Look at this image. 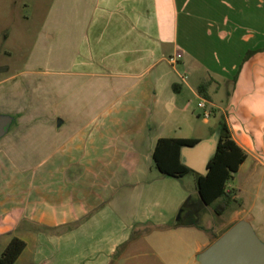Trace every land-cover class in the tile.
I'll return each instance as SVG.
<instances>
[{
	"label": "crops",
	"instance_id": "crops-1",
	"mask_svg": "<svg viewBox=\"0 0 264 264\" xmlns=\"http://www.w3.org/2000/svg\"><path fill=\"white\" fill-rule=\"evenodd\" d=\"M2 2L0 18H21L23 32L38 20L33 50L61 52L55 63L73 89L69 119L54 110L64 121L18 122L36 64L0 78V114L14 119L0 139V236H11L2 251L12 238L25 243L14 264H137L149 229L168 235L202 221L213 211L195 176L161 175L152 154L159 139H208L225 111L246 154L237 173L256 180L252 193L237 173L228 183L236 201L252 200L231 210L228 228L242 213L264 240V0H31L24 12ZM40 109L31 115L44 118ZM204 228L212 241L195 254L219 236Z\"/></svg>",
	"mask_w": 264,
	"mask_h": 264
},
{
	"label": "rangeland",
	"instance_id": "rangeland-1",
	"mask_svg": "<svg viewBox=\"0 0 264 264\" xmlns=\"http://www.w3.org/2000/svg\"><path fill=\"white\" fill-rule=\"evenodd\" d=\"M2 3L12 6L13 2H17L15 10L23 11L22 3L31 0H1ZM50 0H44L47 5ZM24 12V11H23ZM18 15V14H16ZM39 22L37 19L30 22L29 31L23 32V22L21 18L6 17L0 18V69L8 68V72L0 74V78L16 75V77L28 73L31 68L30 64H36V78L37 81L32 88L29 89L27 102L30 109L23 108L22 112H14L16 121L18 122H47L56 124L57 119L64 121L63 117L69 119L72 114L71 103L73 89L69 76L61 73L60 68L56 66V58L61 52L55 50L38 51L33 50L34 41L36 39ZM67 58H69V52ZM45 72V73H44ZM25 76H23L24 78ZM27 78V77H26ZM65 80L69 82L66 83ZM61 84L62 88H61ZM62 92V95H61ZM39 114L45 113L43 116H34L30 113L31 109H38ZM58 111L59 114L53 113ZM227 112L220 113L222 117ZM34 116V117H33ZM41 136L39 139H43ZM189 175H193L190 173ZM235 184L240 187L243 184L246 191L252 193L251 185L254 181V176L247 172V169L241 170L235 175ZM243 200V199H242ZM238 200L233 202L232 205L222 214L216 216L211 211L205 210L201 218L203 220H195L196 225L193 227H186L180 230L173 231L168 235L164 233H152L151 229L148 234L142 236L138 242L137 248L132 252L134 255H139V258L132 260L131 263L137 264H198L195 260V248L197 245L210 243L211 236H209L207 229L204 227H214L218 235H222L230 225V221L234 218L231 210L249 209L251 206V199L244 197V202ZM243 202V204H242ZM243 214L238 213L235 215L236 220H242ZM245 219V218H244ZM251 225V224H250ZM255 231V230H254ZM257 235V230H256ZM164 234V235H163ZM258 238L263 242L260 234ZM11 236H0V253L5 243ZM264 243V242H263ZM158 257V260H157Z\"/></svg>",
	"mask_w": 264,
	"mask_h": 264
},
{
	"label": "trees",
	"instance_id": "trees-1",
	"mask_svg": "<svg viewBox=\"0 0 264 264\" xmlns=\"http://www.w3.org/2000/svg\"><path fill=\"white\" fill-rule=\"evenodd\" d=\"M251 54V52L247 53L243 61ZM206 88L207 84H202L198 92L203 99L209 101ZM216 130L219 132L217 149L207 164L205 176L194 173L181 163V148L194 146L197 140L159 139L152 154V162L154 168L163 176L181 179L192 173L196 179V191L201 202L206 207H210L216 216H221L233 202H236L234 191L228 189L227 185L233 180L238 167L246 160V154L232 140L223 117H220L217 127L211 130V134ZM24 248L25 243L22 240L12 238L0 253V264H14Z\"/></svg>",
	"mask_w": 264,
	"mask_h": 264
},
{
	"label": "water",
	"instance_id": "water-1",
	"mask_svg": "<svg viewBox=\"0 0 264 264\" xmlns=\"http://www.w3.org/2000/svg\"><path fill=\"white\" fill-rule=\"evenodd\" d=\"M14 119L0 114V139L7 133ZM60 122L57 121V124ZM219 132L216 130L208 139L180 150L181 163L194 173L205 176L207 164L216 153ZM198 264H264V243L258 238L246 220H239L199 252Z\"/></svg>",
	"mask_w": 264,
	"mask_h": 264
},
{
	"label": "built area",
	"instance_id": "built-area-1",
	"mask_svg": "<svg viewBox=\"0 0 264 264\" xmlns=\"http://www.w3.org/2000/svg\"><path fill=\"white\" fill-rule=\"evenodd\" d=\"M180 59V55H176L175 58L171 59L170 62L173 63L174 61ZM181 80H186V75L181 77ZM198 109L201 111V116L203 119H208L210 112L207 109V102L203 99H200L197 105Z\"/></svg>",
	"mask_w": 264,
	"mask_h": 264
},
{
	"label": "flooded vegetation",
	"instance_id": "flooded-vegetation-1",
	"mask_svg": "<svg viewBox=\"0 0 264 264\" xmlns=\"http://www.w3.org/2000/svg\"><path fill=\"white\" fill-rule=\"evenodd\" d=\"M189 212L185 211L182 214H180V219L181 221H190V219L192 218L189 214Z\"/></svg>",
	"mask_w": 264,
	"mask_h": 264
}]
</instances>
